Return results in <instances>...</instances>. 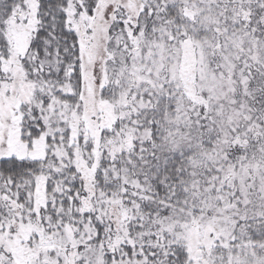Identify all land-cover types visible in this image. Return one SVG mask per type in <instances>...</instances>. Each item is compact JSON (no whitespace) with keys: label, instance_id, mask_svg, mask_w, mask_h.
I'll return each mask as SVG.
<instances>
[{"label":"snow or ice","instance_id":"obj_1","mask_svg":"<svg viewBox=\"0 0 264 264\" xmlns=\"http://www.w3.org/2000/svg\"><path fill=\"white\" fill-rule=\"evenodd\" d=\"M0 264H264V0H0Z\"/></svg>","mask_w":264,"mask_h":264}]
</instances>
